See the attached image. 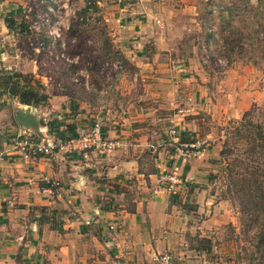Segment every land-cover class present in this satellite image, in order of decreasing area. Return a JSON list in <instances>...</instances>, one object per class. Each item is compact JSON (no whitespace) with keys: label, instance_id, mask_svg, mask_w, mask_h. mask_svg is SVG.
Here are the masks:
<instances>
[{"label":"rangeland","instance_id":"374dc122","mask_svg":"<svg viewBox=\"0 0 264 264\" xmlns=\"http://www.w3.org/2000/svg\"><path fill=\"white\" fill-rule=\"evenodd\" d=\"M122 3L13 0L10 12L16 14L0 8V18L8 23L6 17L14 15L20 28L0 35V69L33 74L49 94L68 93L65 110L61 108L65 113L79 111L81 105L115 107L136 99V107L145 103L147 117L157 120V107L172 108L160 114L174 127L152 125L154 153L162 143L160 132L176 153L183 135L195 141L200 152L182 161L198 162L193 177L198 182L178 171L184 183L174 196L186 226L178 230L177 246L170 249L173 264H264V134L256 127L264 125V0L196 1L197 13L181 17L177 44L172 39L174 46H165L171 53L163 50L164 63L148 66L151 71L125 59L130 34L119 30L116 15ZM148 3L152 9L159 5L156 0ZM38 73L43 77H36ZM145 88H152L155 97L139 100ZM160 91L168 94L159 97ZM28 106L37 108L40 119L44 116L38 111L43 104ZM28 106L16 103L0 86L2 149L5 143L14 145L12 130L21 126L16 115ZM174 109L186 110L178 125L168 122ZM187 121L193 124L190 131ZM92 125L82 133L90 132ZM194 185L204 190L202 195L194 193Z\"/></svg>","mask_w":264,"mask_h":264},{"label":"crops","instance_id":"0c3cea01","mask_svg":"<svg viewBox=\"0 0 264 264\" xmlns=\"http://www.w3.org/2000/svg\"><path fill=\"white\" fill-rule=\"evenodd\" d=\"M120 1L123 3L116 11L119 30L130 34L124 47L125 59L143 67V71L164 63L161 54L163 57L167 53L163 50L171 53L165 46L176 45L183 32L181 17L196 14L198 8V0H156L159 5L153 9L148 6L151 0ZM12 2L0 1V8L10 12ZM6 24L1 17V36L10 31ZM187 60L182 63L185 68ZM0 70L2 74L10 71L6 67ZM35 76L43 77L39 73ZM144 90L146 93L139 100L155 97L152 88ZM50 94V105L38 109L44 115L40 116L45 126L35 130L21 125L16 131L11 129L17 136V140H11L14 145L5 143L7 146L2 149L0 143V264H154L157 253L177 246L178 230L186 226V216L178 215L175 192L161 177L172 169L177 173L183 170L188 180L198 182L193 180L198 162L183 166L186 159L178 157L162 132L158 134L162 143L157 152L153 151L152 125L160 127L157 129L174 127L165 123L160 114L173 109L162 104V109H154L158 121L147 117L145 103L136 107V99L115 107L85 109L81 105L83 109L65 113L61 108L69 94ZM167 94L160 91L157 96ZM14 101L21 105L17 98ZM185 111L174 109L168 122L178 125ZM53 116L61 122H76L80 133L101 121L105 137L115 147L81 154L45 155L31 150L25 154L19 147L26 140L53 136L48 126ZM184 124L192 130L193 124ZM46 178L58 180L60 185L53 187ZM194 186V193L202 195L204 190Z\"/></svg>","mask_w":264,"mask_h":264},{"label":"built area","instance_id":"2783aa9c","mask_svg":"<svg viewBox=\"0 0 264 264\" xmlns=\"http://www.w3.org/2000/svg\"><path fill=\"white\" fill-rule=\"evenodd\" d=\"M7 0H4V2ZM13 1V0H8ZM57 3V0H55ZM60 11L61 6L57 5ZM59 21L56 22L58 24ZM35 28V27H34ZM38 30H40L38 28ZM115 147V144L108 140L104 133L102 124L96 121L92 125L90 132L81 133L79 136L67 140L58 139L55 136H48L47 138H42L40 141L35 139L26 140L19 148L26 154L29 150L42 153L45 155H50L55 152L60 153H76L81 154L89 150H97L99 152H106ZM198 144L195 141L191 142H180L176 147V151L181 158H188L199 154ZM46 180L51 183L53 187H58L60 182L58 180H52L46 178ZM162 181L168 182L169 190L174 192L177 186L184 183V179L178 175L177 172H166L161 177ZM154 264H173V255L170 249H165L155 255ZM115 264H125L123 262H116ZM139 264V263H137Z\"/></svg>","mask_w":264,"mask_h":264},{"label":"trees","instance_id":"16d2710c","mask_svg":"<svg viewBox=\"0 0 264 264\" xmlns=\"http://www.w3.org/2000/svg\"><path fill=\"white\" fill-rule=\"evenodd\" d=\"M10 13L13 14L12 11ZM6 18L9 21L7 25L10 28V31L13 33H18V28L20 27H18L15 19H13L14 15H10ZM227 42H230V38L229 40L227 39ZM0 84L4 86L5 90L7 89V92L11 98H17L21 103L26 105H33L38 107L43 104V106H47L51 100V95L46 91L45 85H43L42 82L38 81L33 74L12 71H8L2 74V71L0 70ZM249 113L250 112L245 113L242 122L247 118ZM48 126L49 131H51L53 136L62 140L75 138L81 134L78 131V125L76 124V122H61L57 117L51 118ZM257 126H260V131L262 134H264V125L257 124L256 127ZM183 136L184 137L181 139L182 142H191L187 138V135ZM260 241L263 242V245L264 233L261 236Z\"/></svg>","mask_w":264,"mask_h":264},{"label":"water","instance_id":"95a60500","mask_svg":"<svg viewBox=\"0 0 264 264\" xmlns=\"http://www.w3.org/2000/svg\"><path fill=\"white\" fill-rule=\"evenodd\" d=\"M30 109L20 110L16 115L17 121L25 127H34L40 129V125L45 126V120L39 119L35 111L37 108L28 106Z\"/></svg>","mask_w":264,"mask_h":264}]
</instances>
